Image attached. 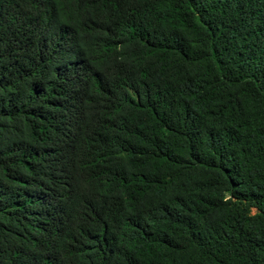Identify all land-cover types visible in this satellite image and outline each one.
I'll return each instance as SVG.
<instances>
[{"label":"trees","instance_id":"1","mask_svg":"<svg viewBox=\"0 0 264 264\" xmlns=\"http://www.w3.org/2000/svg\"><path fill=\"white\" fill-rule=\"evenodd\" d=\"M0 264H264V0H0Z\"/></svg>","mask_w":264,"mask_h":264}]
</instances>
